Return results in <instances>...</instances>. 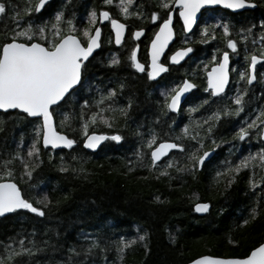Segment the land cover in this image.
I'll return each instance as SVG.
<instances>
[{
  "label": "snow or ice",
  "instance_id": "1",
  "mask_svg": "<svg viewBox=\"0 0 264 264\" xmlns=\"http://www.w3.org/2000/svg\"><path fill=\"white\" fill-rule=\"evenodd\" d=\"M51 0H23L19 5L13 4L11 0H0V18H10L12 24H5L0 29V112L10 114L15 110L19 119L28 120L34 124V136L27 151L20 150L8 154L3 160V171L0 174V217L9 213H16L25 210L34 214L36 217L43 218L46 215L44 209L53 206V201L47 194H39L35 198V203L28 197L24 190L18 186L15 180V170L11 165L19 162L22 169L20 173V183L28 184L29 188L36 187L29 183L33 180V173L43 163L41 160V145L43 149L66 148L72 149L76 141L69 138L63 131L65 127H71L72 115L64 111L69 104V100H74L78 86H82L84 73L87 70V63L93 53L103 46L101 24L107 21L114 34V43L117 46L122 44L125 37V30L128 27L125 23L110 15L108 10H97L92 8L87 13V26L78 28L74 14L66 16V9L71 4V0H64L60 8L53 13L44 16ZM102 4L108 7L115 6L123 20L135 18L136 20L150 21L156 24L153 38L150 42L148 51L149 63L147 66L137 59V48L133 47L128 55V66L137 73L146 74L149 81L156 80L162 73L168 72L169 67L161 62V57L165 53L170 41L174 37V14L182 22L181 31L184 35L182 44L187 45L191 39L188 35L198 24V14L202 9L220 6L223 9L237 10L250 9L257 7L253 0H159L156 7L160 8L164 15L152 11L145 14L143 5L136 3V0H102ZM15 15L9 17V13ZM256 24L242 28L237 35L240 37L239 43L244 44L243 68L230 69V53L240 56L238 42L232 37V26L229 22L221 21L214 25H207L200 29L201 44H208L216 40V29H222L224 51L216 48L211 57L212 67L206 71L207 86L203 89L208 93V97L198 104L188 109L190 123L183 126L180 135L175 140H188L191 143L185 145L173 141H160L159 136L154 130H149L148 139L136 150L137 162L143 165L147 155L149 172L156 170L159 177H171L170 170L177 174V177L184 173L195 174L210 159L217 147L223 143H229L223 139L218 140L213 135V129L222 118L240 116L245 110L248 101L245 96L251 91L250 86L258 82L264 85V71L259 73L257 80V66L264 68V20L259 22L260 33H254ZM211 28V32L209 29ZM79 33V35L77 34ZM143 27H139L130 33L132 40H139L144 36ZM258 35V39L253 37ZM81 36L84 38L81 39ZM253 46L249 51L248 43ZM108 43H113L110 37ZM260 47L256 48L255 45ZM193 51L190 46L177 49L171 56L167 57L169 64H179L186 56ZM219 53V55H217ZM121 60L116 55H112L108 61V67H118ZM207 69V65L204 66ZM229 71L236 72L238 80L235 95L228 97L230 103H224L227 96L226 86L229 84ZM242 84V86H241ZM124 84L120 83L121 91ZM196 85L188 79H184L180 84L164 91L162 113L177 112L180 109L182 97L194 89ZM117 91L109 88L106 93H102L99 99L92 102L87 100L80 105L79 125L80 134L83 137V147L85 149L96 150L104 141H112L119 144L123 137L119 132L105 135L96 134V127L103 125L113 128L117 120L128 117L132 102L129 100L126 107L115 105ZM212 98H218L220 103ZM216 104L215 110L210 114L202 115L200 119H195L193 113L198 112L206 105ZM222 105V106H221ZM233 105L235 107H233ZM254 116H245L236 129L233 139L243 142L251 137H256L264 142V106L258 110H253ZM19 114H24L20 116ZM62 115L60 129L58 130L54 118ZM31 118V119H29ZM4 121L0 119V125ZM90 127L92 132H89ZM0 127V131H3ZM137 136L143 140V135L139 130ZM209 141L213 147L205 149V142ZM22 142V141H21ZM155 145V147H154ZM148 149L145 153L142 149ZM176 150L181 156H169V152ZM48 154V153H45ZM57 170L61 173L69 171L76 172L77 169L71 167L61 158ZM75 156L72 160H76ZM52 157L49 154V163ZM224 167L217 170L214 181L219 184L223 177H227V184L235 181L242 171H249V189L255 193V203L249 210V218L254 220L258 215V209L264 207V146L255 152L238 158L235 162L225 159L221 162ZM132 171V168L128 169ZM80 171L84 169L81 167ZM260 189V191H256ZM159 201V197L156 198ZM39 205L40 207H37ZM196 213H208L210 204L197 202L193 208ZM249 218L242 221L241 226L249 223ZM31 233L30 236H34ZM147 233L139 234L132 239L121 236L118 240L106 241L102 246L100 240L93 237L90 233L80 234L78 239L82 243L67 244L63 247L64 257L56 261V264H97L95 257L99 255L104 264H115L110 262L104 255L115 247L116 258L122 260L126 251L132 248L137 242H145ZM170 241L175 243L176 237L169 234ZM45 247H40L34 239L27 237H10L8 241L0 242V264H38L34 258L43 253L47 247L51 246L56 251L55 245H49L47 240L42 242ZM229 243H233L229 239ZM18 245V246H16ZM147 253V244H144ZM92 257L93 259H89ZM191 264H264V243L254 246L245 254L243 258H213L203 256L195 259Z\"/></svg>",
  "mask_w": 264,
  "mask_h": 264
},
{
  "label": "trees",
  "instance_id": "2",
  "mask_svg": "<svg viewBox=\"0 0 264 264\" xmlns=\"http://www.w3.org/2000/svg\"><path fill=\"white\" fill-rule=\"evenodd\" d=\"M254 1L258 4L254 13L258 14L260 21L264 20V0ZM90 7L86 2L85 19ZM78 89L75 99H70L64 109L73 117L71 127L63 129L69 138L76 141L73 148L53 151L43 149L41 145L43 163L29 182L36 185L34 188L20 183L22 169L19 162L10 166L15 170L19 187L33 203L39 194H47L53 206L44 209L46 215L43 218L22 210L0 219V242L8 241L10 237H27L34 239L40 247H45L42 243L45 240L49 245H55L56 251L49 246L34 258L38 264H56L57 260L64 257L62 246L83 242L78 239L82 231L98 238L102 246L106 241L118 240L121 236L132 239L138 232L147 233L145 242H137L128 249L122 260L116 258L113 245L104 255L115 264H188L203 255L243 258L251 248L264 243V207L258 209L254 220L249 218V210L255 203V193L248 185L249 171H242L236 176L231 186L227 184V177H223L219 184L214 181L217 170L224 167L221 162L228 157L225 155L230 154L228 148L217 147L212 161L195 174L184 173L177 177L170 170L171 177L157 178L156 170H148L147 155L143 165L136 158V150L148 139L149 130L157 133L156 125L149 123V127H146L142 121H132L128 116L126 122L120 118L114 125L116 132H121L123 137L119 144L108 141L96 153L86 151L80 134V105L83 98L89 102L99 99L100 92L89 81ZM263 102L260 101V106H264ZM9 115L0 113V119L4 121L0 125L4 129L0 131V165L8 154L17 151L18 144L20 150L26 153L34 136V124L19 119L14 112L11 113V119ZM61 119L60 114L55 117L58 130H61ZM239 123L226 124L223 126L224 132L229 131L232 125L240 126ZM182 128V125L170 124L168 121L165 130L167 136L180 135ZM137 130L144 134L143 140L136 135ZM95 131L110 133L111 128L98 125ZM89 132H92L91 127ZM232 134L229 132L223 140L229 141ZM215 138L218 142L221 139L219 135ZM210 144L206 141L204 150L212 148ZM262 146L264 143L260 142L259 148ZM142 151L147 153L145 149ZM173 155L181 156L178 152ZM62 156L67 164L77 169L75 173L57 170ZM73 156L77 159L72 160ZM242 156L245 154L236 155L235 159ZM169 158L166 157L160 164ZM81 167L83 172L80 171ZM129 168L133 170L129 171ZM2 171L0 167V174ZM261 188H264V184H261ZM197 202L210 204V210L204 216L194 212ZM246 218H249V223L241 226ZM33 232L35 235L30 236ZM169 234L176 237L175 243L170 241ZM229 239L233 243L230 244ZM95 259L97 264H104L99 255Z\"/></svg>",
  "mask_w": 264,
  "mask_h": 264
},
{
  "label": "flooded vegetation",
  "instance_id": "3",
  "mask_svg": "<svg viewBox=\"0 0 264 264\" xmlns=\"http://www.w3.org/2000/svg\"><path fill=\"white\" fill-rule=\"evenodd\" d=\"M11 2L13 4L19 5L23 2V0H11ZM86 2L90 4L91 9L96 8L98 11L108 10L110 12V15L125 23L128 27L125 30V37L122 41V44L120 46H117L114 43V34L111 32L110 24L106 21L100 25L102 29L103 46L94 53L93 57H91L88 62H86L87 70L84 73V80L82 85L85 84L86 81L91 82L98 88V91L100 92L99 96L102 93H106L109 88L115 89L117 91V96L115 97V105L118 107H126L129 100H131L132 107L128 112L130 120L135 122L142 121L147 125L146 127H149V123H154V125H156L155 128H157L158 130L157 134L159 136L157 143L164 140H175V137L178 135L169 134L167 136L166 134L165 129L167 122L169 121L170 124H179L182 126H184V122L185 125L189 124L190 120L188 109L198 104L203 99L209 98L208 93L203 91V89L207 86L206 71L210 70L212 67L210 61L215 49L219 48L221 52L226 49L223 42L222 29H216L215 35L217 39L211 41L208 44H201L197 42L200 39V29L204 28L207 25L220 23L221 21L229 22L231 24L232 37L230 38H235L237 40L240 56L232 54L230 49L227 50L229 51L231 57L230 69L237 68L238 70H242L243 68V51L245 45L239 43L240 37L237 35V33L242 28L251 26L252 24L257 25V27L253 29L254 33H260L258 27L260 18L258 17V14L254 13V11H256L258 7L247 9L238 13L222 9L220 7H208L201 10V13L198 17V24L194 26L193 31L188 34L191 39L189 43L185 45L181 43L184 38V35L181 31L182 22L179 21L178 17L174 14L173 26L175 38L172 44L166 49L164 55L161 57V62L169 67V71L162 73L159 77H157L156 80L149 81L146 78V74L137 73L134 69L128 66L130 63L128 61V55L131 49L138 45L137 59L139 62L147 66V64L149 63L148 51L151 39L153 38V32L154 30H156V24H152L150 21L146 20H136L135 18L123 20L122 16L119 14L115 6H105L102 4V0H71V4H69L68 8L66 9V16H72L74 14L75 22L78 28L86 27ZM158 2L159 0H136L137 4L143 5V10L146 15L152 11H156L161 16H163L164 12L160 8L156 7V4ZM253 2L256 3L254 0ZM63 3L64 0H51V4L47 7V11L44 13V16L47 17L48 15L53 13L55 10L60 8ZM256 5L258 6L257 3ZM13 15H15L14 12L9 13V17ZM255 16H257L259 19H255ZM5 24H12V20L6 17L0 18V29H2ZM139 27L144 28V36H142L139 40H132L130 33ZM209 31L211 32V28L209 29ZM77 34L79 35V33ZM110 37L113 38V43H108ZM253 38L258 39V35ZM81 39L83 40L84 38L81 36ZM187 46L192 47L193 51L189 53V55L184 58V60H182L179 64H169L167 57L171 56L177 49ZM255 47L259 48L260 45L257 44L255 45ZM248 48L249 51H251L253 48L250 41L248 43ZM112 55H116L120 58V66L108 67V61ZM217 55H219V53ZM205 65L208 66L207 69L204 67ZM257 68V80H259V73L261 71H264V68L259 65L257 66ZM184 79H188L190 82L194 83L196 87L192 89L191 92L187 93L186 97L181 102L180 109L177 112H168L167 115L163 114L162 105L164 103V97L161 95V93L180 84ZM237 80V73L229 71V84L225 89L227 96H225L224 98V103H230L228 97L235 95L237 88V84L235 82ZM120 83H123L125 85L123 91H121L119 88ZM250 88L251 91L247 96H245V100L248 101V103L245 106L244 112H242L240 116L237 117L230 116L227 118H222L219 122H217V126L213 129L214 137L219 135L221 139H224L223 137L225 135H228L229 132H233L232 137L229 138L230 144L227 145L228 143H224L221 144L220 147H218H224L226 149L228 148L230 154L225 155V157L228 156V160L232 162H235L237 160V158L235 159L236 155H248L249 152L257 151L261 142L256 137H251L243 142L233 139L234 133L239 126L232 125L230 126L229 131L224 132L223 130V126H226V124L228 123L231 124L232 122H241L245 116H254L255 113L253 110H258L261 107L260 101L264 100V85L255 82L254 85L250 86ZM212 99L216 100L217 103H220L218 98ZM84 101L85 98L82 99V104L84 103ZM216 106V104H212L211 106L206 105L198 112L193 113V117L195 119H200L202 115L210 114L211 111L215 110ZM233 107L235 106L233 105ZM12 112L15 113V111ZM121 131L124 132L123 129H121ZM141 132L143 133L144 130L141 129ZM113 133H116L115 127L111 128L110 133L100 132L96 134L110 135ZM119 134H121V132H119ZM175 142L183 143L185 145L191 143L190 141L183 139L175 140ZM210 145L213 147L212 144ZM145 150L148 152V149L145 148ZM216 152L217 148L215 152L212 153L210 159L205 162V164L212 161V158L215 157ZM173 153H176V151L170 153L168 158L171 157Z\"/></svg>",
  "mask_w": 264,
  "mask_h": 264
},
{
  "label": "water",
  "instance_id": "4",
  "mask_svg": "<svg viewBox=\"0 0 264 264\" xmlns=\"http://www.w3.org/2000/svg\"><path fill=\"white\" fill-rule=\"evenodd\" d=\"M215 7H220V6H213V8H215ZM221 8V7H220ZM223 9V8H222ZM250 9H253V8H250ZM203 10V9H202ZM244 10H247V9H243V10H237V11H235L234 13H238V12H242V11H244ZM229 11H231V10H229ZM231 12H233V11H231ZM199 15H200V13L198 14V17H199ZM106 22V21H105ZM173 22H174V20H173ZM104 23V22H103ZM174 38H175V32H174V37H173V40L172 41H170V43H169V45H168V47L172 44V42L174 41ZM167 47V48H168ZM166 48V49H167ZM166 49H165V51H166ZM98 50V49H97ZM96 50V51H97ZM95 51V52H96ZM94 52V53H95ZM94 53H93V55H94ZM187 57V56H186ZM185 57V58H186ZM91 58V57H90ZM89 58V59H90ZM79 87V86H78ZM227 87V86H226ZM226 89V88H225ZM186 95H187V93L184 95V97H182V101H183V99L186 97ZM13 111H15V110H13ZM31 119V118H30ZM54 122H55V125H56V121H55V118H54ZM57 127V126H56ZM106 141H104V142H102L98 147H97V149L96 150H92V149H86V150H88V151H90V152H92V153H96L101 147H102V145L105 143ZM50 149V148H49ZM52 150V149H51ZM61 150H68V149H66V148H57V149H55V150H53V151H61ZM173 151H176V150H172L171 152H169V154L170 153H172ZM166 157H164L162 160H164ZM161 162V161H160ZM160 162H158V163H160ZM19 186V185H18ZM19 211H21V210H19ZM11 214H13V213H9V214H6L4 217H6V216H8V215H11ZM30 214H32V213H30ZM199 216H204L206 213H197ZM4 217H0V219H2V218H4ZM203 256H210V257H213V258H222V257H215V256H211V255H203ZM203 256H200V257H198V258H201V257H203ZM198 258H196V259H198ZM192 262V261H191ZM191 262H189L188 264H191Z\"/></svg>",
  "mask_w": 264,
  "mask_h": 264
},
{
  "label": "bare ground",
  "instance_id": "5",
  "mask_svg": "<svg viewBox=\"0 0 264 264\" xmlns=\"http://www.w3.org/2000/svg\"><path fill=\"white\" fill-rule=\"evenodd\" d=\"M88 151V150H87ZM90 152V151H89ZM22 211V210H21ZM19 212V211H18ZM12 215V214H11ZM9 216V215H8Z\"/></svg>",
  "mask_w": 264,
  "mask_h": 264
},
{
  "label": "rangeland",
  "instance_id": "6",
  "mask_svg": "<svg viewBox=\"0 0 264 264\" xmlns=\"http://www.w3.org/2000/svg\"><path fill=\"white\" fill-rule=\"evenodd\" d=\"M0 145H1V142H0Z\"/></svg>",
  "mask_w": 264,
  "mask_h": 264
}]
</instances>
